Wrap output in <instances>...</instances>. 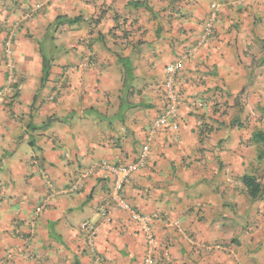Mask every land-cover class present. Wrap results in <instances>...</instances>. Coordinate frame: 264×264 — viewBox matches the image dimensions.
<instances>
[{
    "label": "crops",
    "instance_id": "crops-1",
    "mask_svg": "<svg viewBox=\"0 0 264 264\" xmlns=\"http://www.w3.org/2000/svg\"><path fill=\"white\" fill-rule=\"evenodd\" d=\"M176 64L179 128L154 130ZM257 134L264 0H0V264H264V200L243 184L264 185ZM144 146L123 195L153 243L94 168Z\"/></svg>",
    "mask_w": 264,
    "mask_h": 264
},
{
    "label": "built area",
    "instance_id": "built-area-1",
    "mask_svg": "<svg viewBox=\"0 0 264 264\" xmlns=\"http://www.w3.org/2000/svg\"><path fill=\"white\" fill-rule=\"evenodd\" d=\"M40 6L37 5L36 9L29 12L27 18L31 19L35 11L39 10ZM215 33V16L212 14L204 23L203 31L199 40V45L208 43ZM179 65H171L167 68V79L164 83L165 89V101L166 105L161 116L154 122L153 129H161L165 127H171L172 130L177 131L178 126V112L180 105V97L178 90H176L175 77L178 73ZM150 148L144 146L139 153L138 160L133 164H113L110 162H96L94 168L101 169L108 172L114 177V188L111 193V200L113 204L120 210L129 211L132 213V220L140 226V229L144 232L149 242L153 243L154 234L150 226V218L142 216L134 211L123 195L127 182L132 178L133 174L144 166L149 157ZM40 212V208L37 209ZM103 216H106V212L101 210ZM82 229L87 232V236L90 242L91 249L95 246L96 229L92 227L88 222L82 224ZM145 264H154L152 258H149Z\"/></svg>",
    "mask_w": 264,
    "mask_h": 264
},
{
    "label": "trees",
    "instance_id": "trees-1",
    "mask_svg": "<svg viewBox=\"0 0 264 264\" xmlns=\"http://www.w3.org/2000/svg\"><path fill=\"white\" fill-rule=\"evenodd\" d=\"M258 139L256 142L264 146V137L259 134L256 135ZM243 184L246 188L248 196L253 200H258L264 195V185L258 181V179L251 175H246L243 178Z\"/></svg>",
    "mask_w": 264,
    "mask_h": 264
},
{
    "label": "rangeland",
    "instance_id": "rangeland-1",
    "mask_svg": "<svg viewBox=\"0 0 264 264\" xmlns=\"http://www.w3.org/2000/svg\"><path fill=\"white\" fill-rule=\"evenodd\" d=\"M10 94H11V92H10ZM247 175H251V174H247ZM251 176H253V175H251ZM258 200H264V195L260 198V199H258ZM102 214V213H101ZM207 247V246H206ZM205 247V249L208 251V252H212V251H216V250H220L221 248H222V246L221 245H213V247H210V248H206ZM153 257V256H152ZM152 260H153V263L154 264H157V261H156V259L153 257L152 258Z\"/></svg>",
    "mask_w": 264,
    "mask_h": 264
},
{
    "label": "clouds",
    "instance_id": "clouds-1",
    "mask_svg": "<svg viewBox=\"0 0 264 264\" xmlns=\"http://www.w3.org/2000/svg\"><path fill=\"white\" fill-rule=\"evenodd\" d=\"M41 8V7H40ZM34 10V9H33Z\"/></svg>",
    "mask_w": 264,
    "mask_h": 264
}]
</instances>
